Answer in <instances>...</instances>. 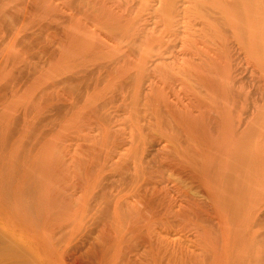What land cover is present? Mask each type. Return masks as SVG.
Here are the masks:
<instances>
[{
    "label": "rangeland",
    "instance_id": "rangeland-1",
    "mask_svg": "<svg viewBox=\"0 0 264 264\" xmlns=\"http://www.w3.org/2000/svg\"><path fill=\"white\" fill-rule=\"evenodd\" d=\"M77 1H79V3ZM70 2V0H0V154L2 155H0V170L2 171L3 169H7V174L4 172V170L2 172L4 173L3 176L0 174V180H2V177H4L5 180H7L6 182H8V178L5 177V175L10 176V173L16 171L17 168L20 169L22 166L26 167L29 165H59V167L69 166V168L74 169H79V167H92L94 169L98 168L100 170L102 167H107L109 169L112 166L109 170H113V168H117V166L120 168V163L128 162V166L133 167L135 163H138V160H141L140 157L143 161L149 160L154 149L156 151V147L159 148L161 145L163 146V144H165L168 146L167 149L170 150L171 148V150H167V152L165 151V148L164 151L166 153H169L170 155V152L172 151L173 156L176 154L174 157L170 155L173 157L172 159L169 157L172 161L175 160L173 164H170L171 162L167 164H170V166L176 165V168L174 167V170V168L168 165L165 166V162L168 161L169 158L166 159L165 162L162 160L163 165H161L162 163H158L159 161L161 162V160H159V158L161 159V156L159 157L158 155L157 157H159V161L155 163L154 159L152 161V166L154 165V168L159 169V172L156 171V173L161 174L162 176H158L162 178L160 179L156 173H154L157 169L153 170L154 168L152 167V171H154L152 173L158 177L156 179L157 183L152 182V184L157 186V184L160 183L162 186L159 188V191L163 190L162 193H164L166 195L165 197H167V199L165 198L163 200H168L169 196L172 202L164 201L168 204L169 209L173 210V212L167 213L169 216L168 220L171 221L168 222L170 223V225H168V227H170V234H168L170 237L169 241H171L173 244H175L176 241L175 247H178V244L180 245V243H183L184 245H180L179 248L183 247L185 251L187 250L186 247H188V250H197L195 252V258L194 255L192 256L194 252L191 251V256L194 258V261L190 260L188 261V264H204V262L205 264H232L233 259L231 258L232 256L234 257L236 255L237 260L234 257L235 263L238 261V263H240V261H243L245 258L247 259V256L245 257V255H247L249 251L251 252L255 246V250L256 248L258 249L257 245L260 242L259 239H256L257 232L255 229L257 227L259 228V222L264 225V217L261 214L264 212V63H262V53H259L261 57L255 56L254 54V57H258L256 59L253 57V55H251L252 53L250 54L242 52L235 55V53L238 51L232 49L234 52H232L233 54H231V56L228 53H223L224 55L220 53L223 56L218 54L221 57H212L211 54L214 51H210L212 53L208 51L213 45L210 43L211 40L209 39V43H207L209 44L210 48L206 47V41L208 42V38L206 41L203 40L204 37L202 34L198 33V26H189L190 24L185 20L182 10H177L175 14L172 11L170 14L171 16H168L169 20H167V18H164L167 16L165 15L167 13H163L161 15L163 11H160L161 13L156 11L157 14H160L159 16L155 17L157 14H155L154 8H152L153 10L151 11L150 6H147L143 0H72L71 4ZM179 11L182 16L178 13ZM151 12L154 13L152 14ZM176 13H178L177 16L179 17L176 16ZM174 17L175 19H173ZM194 29H197V33L194 31ZM139 38L141 39L139 40ZM213 41L215 42V40ZM210 44L212 45L210 46ZM235 45L237 44L235 43L233 46ZM137 48L138 50H136ZM213 55H215V52ZM260 58L262 59L260 60ZM261 64H263V66ZM258 67L261 69H257ZM144 72L145 74L143 75ZM194 76H196V80ZM201 77L204 78L202 79ZM152 82L153 87L156 86L155 83L159 82V84L156 86L157 89H153L151 86ZM140 85L144 89L141 88ZM232 86L236 87L239 90H236V92L239 93L236 94L235 92V95V89L233 88V90H231ZM159 87L160 90H158ZM146 91L148 96L150 92H153L152 94L150 93L151 97L153 94L155 95L152 97L153 99L149 96V99H147L149 100V103L147 100H144L146 97H148L145 96ZM243 93L245 95H242ZM2 94H4V96ZM239 94H241V96ZM160 96L162 97L160 98ZM189 96L191 99L189 98L188 100ZM128 97L130 99H128ZM155 97L156 100L154 99ZM163 97H166L165 99H168L169 102L172 100L176 104L180 102L181 104L179 105H181V107L182 105H188L189 102L192 101V104L190 103L188 106L190 108L186 109V106L184 108L186 110H184L183 107L182 110H184V112L186 111V114L191 115L189 116L190 119H192L191 122H194L193 125L196 124L198 127L197 130L199 133L196 131V129V132L194 131V127L193 133L191 131L192 127H190V130L188 129L189 127L186 126V124L188 125L189 123L185 124L188 129V133L186 135L192 132L191 134L195 138V134H197V140H201L199 142L197 141L198 145L200 144L199 146L197 143H195L196 139H193V142H191L192 136L189 137L191 134L189 136L184 134L187 132V129L185 130V128L183 133H178L181 135L177 136L179 139L176 138L177 134L174 136L175 138L172 136L174 133L171 131V127H173L172 125L175 126L179 121H174L178 120V118L182 116L181 113H178V115L180 114V116H178L176 114L177 112L175 113V110L172 108L173 113H170L172 114V117L175 114V120L174 118H171L170 113H167V110L164 111L166 108H164L165 104L169 105V102H163V100H165ZM186 98L189 102L186 100ZM193 98L199 99H195L198 101V106L194 102ZM136 100L139 101L136 102L137 104L135 103ZM199 101L201 103H199ZM123 102L126 103V106ZM158 102H160V106ZM162 102L163 104H161ZM185 102L188 104L186 103V105H184ZM147 103H153L155 105H150L148 107ZM255 103H257V105ZM128 104L129 106H127ZM171 105L172 104L170 103V109ZM173 106L176 105L174 104ZM193 106L196 107V109ZM54 108L56 109L54 110ZM125 108H130V110ZM156 108L161 110L160 112H164L163 116H165V121L160 115L159 116L161 119L160 117H152V115L155 113L151 114V112H156ZM124 109L126 112H124ZM134 109L136 110L135 113ZM137 109L138 111H141L138 112ZM196 110H199L200 112H197ZM177 111L179 110L177 109ZM198 113H202V115L204 113L207 114H204L205 116L203 115L202 117ZM160 114L162 115V113ZM123 115H129L131 117L128 116L126 118V116L124 117ZM139 115L141 116V119L144 120V123L145 121H148L146 119L149 117V119L152 121L154 119L156 120L157 118V120H161L160 123H163V121L165 123L163 125H160L159 123L161 126L159 127L158 121L154 120L157 122V125L154 122L155 124L152 126L153 129L150 128L151 133L149 136H147V140L145 139L146 142H141V135L140 137L137 136V138L135 136L134 139L140 141V143L137 142V144L139 143L137 145L135 144V140L133 139L135 142L134 143L130 134H128L130 133V131H128L130 129L123 128H129V125H131V127L134 125L135 127L137 124L135 123L136 121L139 122L138 127H140V125L143 123V120L140 119ZM145 117L146 119H144ZM205 117L207 118V121L209 120V124L205 122ZM210 117H212V119ZM129 118L133 119V123L131 122L132 119L131 121L129 120V123L127 120ZM183 119L181 120L179 118L180 124L181 121H184ZM211 120H214L215 122L218 121L216 123V125H218L215 126ZM184 122H186V120ZM210 123H212L214 127ZM180 124L177 125L180 126ZM185 126L183 125V127ZM206 126L209 127L206 128ZM159 128L162 129L160 130ZM203 128L205 130H203ZM213 128L216 130L213 131ZM123 130H127L128 135L126 133V136L124 133L122 134V132H125ZM164 131H167V134H169L171 131L172 135L170 133L169 136L171 135L172 137L167 136ZM153 132L154 134H152ZM183 134L185 135V138H183ZM130 140L132 141L130 142ZM149 140L152 144L149 143ZM183 140L185 141L184 143ZM112 141L114 142L112 143ZM127 142H129V144ZM132 143L135 144L134 147ZM192 143H194L195 146ZM159 144L160 146H158ZM135 146H139L137 152V147L135 148ZM194 147H196V150L198 148L200 152H198L199 150L192 151ZM120 148L122 149L121 151ZM190 148H192V150ZM140 149L141 151L143 150L142 153H140ZM133 150H135L136 154H139L137 155V158L139 157L137 160L133 159L136 157V154L133 153ZM116 151H120L121 154ZM118 155H120V157ZM177 155H179L178 158H180V160L181 157L183 159L181 161L176 159ZM194 156H196V158ZM198 157L200 159L199 162L201 161V164L196 162ZM2 158L4 159L1 161ZM121 158L124 160L122 161ZM176 160L180 162L186 161L188 163H190V160H193L195 163H197L196 165L201 166L200 168L202 169L199 170V168H195L196 165H194L195 163L193 164V162L188 164L190 167L187 169H189L191 172V165H193V167L195 166L194 168L195 170L197 169V172L202 170L201 172L204 174L202 173L201 177L204 176V178H200L199 175L196 174L198 179H193L194 177L191 176V173L189 171L188 172L190 174L186 172V167L184 168L185 172L178 173L180 171L176 169L177 165H180L178 162L176 164ZM202 161L204 162L203 165H206V163L208 166L212 164L210 166H213V168L218 171L215 172L216 177L217 173L219 174L217 179L215 178V173H213L214 170L210 168L213 170L212 173L214 176L212 173L210 175L216 180H214V182L217 184L216 188L214 186L215 183H212V178L209 179V175H207V173H210L211 170L209 171V168H207L208 166H206V169L209 172L205 169V173V171H203L204 169ZM4 162L6 163L4 164ZM16 164L17 166L15 168ZM158 164L162 167H157ZM184 164L183 166L186 165ZM183 166L181 168H183ZM194 168L193 171L196 173ZM235 168L236 170H234ZM221 169L223 170L221 171ZM102 170H104V168ZM184 173L189 175L187 176ZM13 174H16V172ZM232 176H235V179H238L237 184L232 180V183L234 182L233 185H239V182L241 181V185L236 187L237 189L240 188V190L243 187L241 191L237 190L238 193L240 191L239 194L234 191V188L229 189L231 192L229 190H224L225 185L226 188L228 186V180L230 181V179H232L229 177ZM227 177L229 179H227ZM14 178L12 177V180ZM224 178H226L225 181ZM199 179L204 180L201 183ZM5 180L3 181L4 183ZM152 180L155 181V179ZM163 184L164 188L167 187L168 191H164L167 189H163ZM229 184V187L233 186H231V183ZM244 186L245 189H247V192L250 187L251 190L254 189L256 192H254L255 197L254 194H250L253 192L250 190L248 192L249 194H247V196L244 195L242 198V195L246 193V191H244ZM261 188L263 190H258ZM209 190H211L214 194V203L212 205L209 203L211 201L210 198L206 197L204 194ZM227 191H229V193ZM167 192H169L170 195L167 196ZM260 192L262 193L259 194ZM219 196H222V198ZM256 196H260V199H258ZM159 197L162 199L161 196ZM159 197L157 198L158 201H160ZM192 198H196V202H199V200L203 201L205 206L208 205V207L204 209V212H207L204 218L203 215L205 213L199 208V206H203V204L198 203L197 209H195L196 203L192 201ZM205 198H208L209 202L208 199L205 201ZM250 198L254 200H251ZM255 198H257V201L260 200L261 204L257 203ZM244 199H246V201L243 205L246 207L248 206V211L249 209L252 210L254 207L252 211H255L256 214H260L261 217H263L261 220L258 219L259 221L257 222V219H255L257 218L255 217L256 214L254 213V218L251 215L252 211L250 210L248 212L245 209L246 207L243 210L242 203ZM221 201L224 202L223 206ZM254 201L256 202L254 203ZM186 202L189 204V206ZM250 203H252L253 206ZM256 203L258 205H255ZM193 204L195 206H192ZM157 208H160V206H157ZM174 208L175 210L177 209V214L175 213ZM178 209L181 212L178 213ZM193 209L200 211V213L194 212L195 210ZM206 209L208 211H206ZM216 209L218 213L219 211L222 213H219L220 217H217L218 213ZM170 210L167 208V211ZM182 211L187 214L185 215ZM198 213L201 214L200 216L202 218L198 215ZM208 213H211L210 216L212 217H214L213 215H216L217 219L219 218L221 226L218 225L216 219L214 221L211 220L212 222L208 220ZM221 215L224 216L221 217ZM220 219H222L224 222ZM244 219L245 221H248V224L250 223L251 226L253 225L249 231L253 229V232H256H249L251 235H247L248 238L246 237V242L244 233L248 234V231L244 229L248 230L250 225H244ZM213 222H216V224ZM240 225H242L241 227L244 226L245 228L243 227V229H240L239 231L238 229L241 228ZM246 225L249 227L246 228ZM258 228L256 230H260ZM235 229L238 234L237 232L234 233ZM242 230L243 232H246L243 233ZM214 233L217 234L214 235ZM236 234L239 236L238 238L244 239L243 241L245 244L248 243V246H250L249 243L251 242L249 241L250 236V239H256L253 240L254 243L257 240H259V242H256V245L253 244V247L251 245V249L250 247L248 248L247 245L245 246V244H242L245 248L243 247V250H239L240 248L242 249V247H237L238 244L241 246L240 242L242 239L241 241L240 239L237 240ZM255 234L256 236H254ZM240 235L244 237H241ZM253 236L255 238H253ZM212 238L214 239L212 240ZM205 239L207 241H205ZM263 241L264 240L261 239L262 243ZM173 244L171 245L174 246ZM210 244L212 246H210ZM259 246L260 249H258V251L262 250L261 248L264 250V247H262L264 245L261 246L259 243ZM205 247H208V249ZM247 248L249 250H246ZM235 249L236 251L238 249L239 251L237 252L239 253L236 252L235 254ZM243 253L244 255L242 256L245 258L243 259L242 256L238 258V256ZM215 255L218 257V260L216 259ZM241 258L243 260H241ZM178 259L180 260V257ZM213 260L215 261L213 262ZM173 263L185 264L181 260L179 262L178 260L175 262L173 260L172 264Z\"/></svg>",
    "mask_w": 264,
    "mask_h": 264
},
{
    "label": "bare ground",
    "instance_id": "bare-ground-1",
    "mask_svg": "<svg viewBox=\"0 0 264 264\" xmlns=\"http://www.w3.org/2000/svg\"><path fill=\"white\" fill-rule=\"evenodd\" d=\"M72 2V0H70ZM136 1V0H135ZM145 1V3L147 4V6H150V9L151 11L153 10L152 8H154L155 10V14H157L156 11L160 12V11H163L161 13V15L164 13H167L165 15L164 18L167 20H169L168 16L172 13L175 14V12H177V10H182L183 11V15L185 17V20L187 21V25L189 26H198V33H201L202 36L205 38H203V40H207L208 38V42L206 41V44L209 43V39L211 41L215 40V42H211L212 44H210V46L212 45V47L210 48L209 47V44L206 45V47H209L210 49L212 50H208L209 52L210 51H214L215 52V55H213L212 53L211 56H215L216 57H221L223 56L224 54L223 53H228L230 54H233L232 52H234L233 50L235 49L236 54L238 53H252L251 55H253L254 57V54L255 56H258V57H261L259 53H262V57H263V61L262 63H264V0H143ZM70 2V4H71ZM73 2H76V1H73ZM79 3V1H77ZM140 3V1H139ZM77 4V3H76ZM144 4V2H143ZM74 5V4H73ZM79 6V5H78ZM145 6V5H144ZM149 8V7H147ZM152 14L154 12H151ZM159 13V14H160ZM179 14L180 11L178 12ZM176 13V16L177 14ZM154 14V15H155ZM159 14H157L155 17L159 16ZM173 14V15H174ZM171 16V15H170ZM175 16V17H176ZM182 16V14H181ZM180 16V17H181ZM161 17V16H160ZM163 17V16H162ZM175 17L173 19H175ZM179 17V16H177ZM153 19V18H152ZM158 19V18H157ZM162 19V18H161ZM160 20V19H159ZM183 20V19H182ZM161 21V20H160ZM180 21V20H179ZM170 22V21H169ZM177 22V21H176ZM175 24V22H174ZM156 25V24H155ZM178 25V24H177ZM150 26V25H149ZM175 26V25H174ZM163 27V25H162ZM158 28V27H157ZM159 28H160V25H159ZM158 28V29H159ZM192 28V27H191ZM195 28V27H194ZM59 29V28H58ZM143 29V28H142ZM141 29V30H142ZM146 29V27H145ZM174 30V29H173ZM182 30V29H181ZM187 30V29H186ZM197 30V29H196ZM194 29V31L197 33ZM146 31V30H145ZM193 31V32H194ZM190 32V31H189ZM192 32V31H191ZM195 33V34H196ZM143 34V33H142ZM145 34V33H144ZM182 34V33H181ZM146 35V34H145ZM144 35V36H145ZM188 35V34H187ZM143 36V37H144ZM194 36V35H193ZM138 37V36H137ZM189 37V36H188ZM196 38V37H195ZM198 38V37H197ZM141 38H139L140 40ZM138 40V41H139ZM143 40V39H142ZM200 40V39H199ZM137 41V40H135ZM202 41V39H201ZM233 43V44H232ZM237 44L235 46H233L234 44ZM137 44V43H136ZM232 44V45H231ZM142 45V44H141ZM216 45V46H215ZM215 46V47H213ZM237 46V47H236ZM139 48V47H138ZM138 48L136 50H138ZM237 48V49H236ZM233 49V50H232ZM207 50V48H206ZM222 53V54H220ZM257 53V54H256ZM209 54V53H208ZM221 56H219V55ZM241 55V54H240ZM245 55V54H243ZM210 56V57H211ZM228 56V55H227ZM233 56V55H232ZM246 56V55H245ZM258 57H254V58H258ZM262 58H260L261 60ZM259 60V62H260ZM257 61V60H256ZM156 62V61H155ZM193 63V62H192ZM252 63V62H251ZM261 63V62H260ZM158 65V64H157ZM190 65V64H189ZM263 66V64H261ZM196 66V65H195ZM95 67V66H94ZM193 67V66H192ZM256 67V66H255ZM96 68V67H95ZM259 69V67L257 68ZM261 69V68H260ZM259 69V70H260ZM263 69H264V66H263ZM150 70V69H148ZM189 70V69H187ZM193 70V69H192ZM144 71V70H143ZM151 71V70H150ZM196 71V70H195ZM190 72V71H188ZM257 72V71H256ZM255 72V73H256ZM261 72V71H260ZM84 74V73H83ZM145 74V72L143 73V75ZM152 74V73H151ZM251 74V73H250ZM253 74V72H252ZM261 74V73H260ZM147 75V74H146ZM145 75V76H146ZM150 75V74H149ZM153 75V74H152ZM193 75V74H192ZM198 75V73H197ZM201 75V74H200ZM88 76V75H87ZM86 76V77H87ZM148 76V75H147ZM214 76V75H213ZM256 76V75H255ZM71 77V76H70ZM101 77V76H100ZM144 77V76H143ZM155 77V76H154ZM196 76H194L195 78ZM15 78V77H14ZM13 78V79H14ZM102 78V77H101ZM169 78V77H168ZM199 78V77H198ZM202 78V77H201ZM204 78V77H203ZM202 78V79H203ZM12 79V80H13ZM85 80H87L86 78H84ZM90 79V78H89ZM94 79V78H93ZM144 79V78H143ZM214 79V78H213ZM69 80V79H68ZM125 80V79H124ZM129 80V79H128ZM156 80V79H155ZM196 80V78H195ZM206 80V79H204ZM79 81V80H78ZM96 81V80H95ZM131 81V80H130ZM191 81V80H190ZM194 81V80H193ZM208 81V80H206ZM72 82V81H71ZM70 82V83H71ZM123 82V81H122ZM121 82V83H122ZM143 82V81H142ZM148 82V81H147ZM125 83V82H124ZM123 83V84H124ZM129 83V82H128ZM163 83V81H162ZM188 83V82H187ZM127 84V83H126ZM156 86L157 84H159V82L155 83ZM208 84V83H207ZM210 84V83H209ZM261 84V83H260ZM5 85V84H4ZM7 85V84H6ZM121 85V84H120ZM145 86V85H144ZM153 87V82H152V85ZM154 86V88L157 89V87ZM170 86V85H169ZM199 86V85H198ZM254 86V85H253ZM261 86V85H260ZM5 87V86H4ZM8 87V86H7ZM125 87V86H124ZM127 87V86H126ZM141 87V85H140ZM150 87V86H149ZM173 87V86H172ZM190 87V86H189ZM197 87V86H196ZM258 87V85H257ZM75 88V87H74ZM143 88V87H141ZM147 88V87H146ZM145 88V89H146ZM151 88V87H150ZM167 88V87H166ZM233 88L235 89L234 90V94L236 92V90H238L236 87H233L232 86V89ZM127 89V88H126ZM144 89V88H143ZM152 89V88H151ZM73 90V88H72ZM122 90H123V87H122ZM149 90V89H148ZM160 90V87L159 89ZM188 90V89H187ZM263 90V88H262ZM2 92H4L3 90H1ZM142 91V89H141ZM151 91V90H150ZM193 91V90H192ZM229 91V90H228ZM239 91V90H238ZM76 92V91H75ZM149 93V92H148ZM151 94L153 92H150ZM149 93V96L151 95ZM154 93H155V90H154ZM193 93V92H192ZM239 93V92H236V94ZM7 94V93H6ZM146 94H147V91H146ZM145 96H148V94ZM188 94V92H187ZM186 94V95H187ZM195 94V93H194ZM235 94V95H236ZM254 94V93H253ZM260 94V93H259ZM264 94V93H263ZM4 96V94H2ZM128 95V94H127ZM131 95V94H130ZM241 96V94H239ZM238 95V96H239ZM242 95H245L244 93ZM144 96V95H143ZM149 96L148 97H144L145 101L147 99H149ZM153 96H155L153 94ZM152 96V97H153ZM166 96V95H165ZM191 96V94H190ZM188 97V100L189 98L191 99V97ZM253 96V95H252ZM264 96V95H263ZM262 96V97H263ZM45 97V96H44ZM43 97V98H44ZM111 97V96H110ZM122 97V96H121ZM131 97V96H130ZM133 97V96H132ZM151 97V96H150ZM151 97V98H152ZM162 96H160L161 98ZM254 97V96H253ZM261 97V99H262ZM2 98V97H1ZM140 98V97H139ZM166 98V97H165ZM163 97V99H165ZM185 98V97H184ZM259 98V97H258ZM41 99V98H40ZM128 99H130L128 97ZM132 99V98H131ZM153 99V98H152ZM156 100V97L154 98ZM158 99V97H157ZM194 99V98H193ZM192 99V100H193ZM195 99H198V98H195ZM194 99V102L198 103L197 100ZM249 99V98H248ZM125 100H126V96H125ZM124 100V101H125ZM134 100V99H133ZM139 100V99H138ZM167 100V101H166ZM171 100V98H170ZM187 100V98H186ZM186 100H183V101H186ZM187 100V101H188ZM199 100V99H198ZM149 100H147L148 102ZM159 101V100H158ZM165 101V103L169 102L168 99H165L163 100V102ZM175 101V100H174ZM177 101V100H176ZM197 101V102H196ZM131 102V101H130ZM136 102H139V101H135ZM156 102V101H155ZM163 102L161 104H163ZM172 101L169 102V105L170 103L172 104L171 105V109L169 107L168 104H165L164 108H168V109H164L167 110L166 112L168 113H173L172 111V108L173 110H175L174 112L178 115V113H181V116L182 117H179L181 120L183 119L184 121L186 120V122L184 121H181V124L179 123L180 120L178 118V120H175L174 116L172 117V114L170 113L171 115V118H174V122L176 121H179L177 122V124H180V126H178L177 124L174 126L172 125L173 127L169 126L171 124H169L168 126L172 128L171 131H173V135H172V132L170 131L171 135L174 137L176 134V138H178L177 136L180 135L178 133H183L184 132V128L185 130L187 129L186 126H188L191 130L190 127H192V132L194 133L195 129L196 131L199 133V131L197 130L198 127L197 125H193L194 122H191L192 119H190L189 116H191L190 114H186L184 112V110L190 108L188 107L189 104L191 103L192 104V101L189 102V104L187 102L184 103V105H186V103L188 105L186 109H184L186 106H183V109L182 110V107L180 102H178L177 105L176 103H172ZM260 102V101H259ZM264 102V101H263ZM125 103V102H123ZM127 103V101H126ZM126 103H125V106H126ZM149 103V102H148ZM147 103V104H148ZM151 103V102H150ZM154 103V101H153ZM148 104V107L150 105H155V104ZM159 103V106H160V102ZM199 103H201L199 101ZM56 104V103H55ZM58 104V103H57ZM131 104V103H130ZM137 104V103H136ZM135 104V105H136ZM176 105V106H173V105ZM257 105V103H255ZM260 104V103H259ZM59 105V104H58ZM133 105V104H132ZM168 105V106H167ZM194 105V104H193ZM195 105V106H196ZM51 106V105H50ZM97 106V105H96ZM129 106V104L127 105ZM134 106V105H133ZM152 106V107H153ZM157 106V105H156ZM162 106V105H161ZM192 106V105H191ZM198 106V105H197ZM196 106V107H197ZM52 107V106H51ZM61 107V106H60ZM136 107V106H135ZM134 107V108H135ZM147 107V108H148ZM151 107V109H152ZM181 107V109H180ZM194 107V106H193ZM196 107H194L196 109ZM201 107V106H200ZM59 108V107H57ZM56 108H54L55 110ZM125 109H128L130 110V108H125ZM124 109V112H126ZM177 109L179 111H177ZM199 109V108H198ZM135 110V109H134ZM140 110V109H139ZM158 108H156V112H151V114L153 115H156V116H153L152 117H157L159 118L160 116L163 117L162 119L164 120V117L163 116V113L164 112H160L161 110H159ZM169 110V111H168ZM182 110V111H181ZM117 111V110H116ZM138 111V109H137ZM141 111V110H140ZM138 111V112H140ZM151 111V110H150ZM181 111V112H180ZM197 111V110H196ZM58 112V111H57ZM61 112V111H60ZM130 112V111H129ZM136 112V110L134 111V113ZM162 113V115L160 113ZM184 112V113H183ZM197 112H200L199 110ZM254 112V111H253ZM43 113V112H42ZM95 113V112H94ZM142 113V112H141ZM140 113V115H141ZM111 114V113H110ZM125 114V113H124ZM128 114V113H127ZM126 114V115H127ZM137 114V113H136ZM144 114V112H143ZM158 114V115H157ZM200 114V113H198ZM204 114H207V113H204ZM203 114V115H204ZM58 115V114H57ZM105 115V114H104ZM103 115V116H104ZM126 115H123L124 117ZM139 115V116H140ZM160 115V116H159ZM168 115V114H166ZM169 115V116H170ZM202 113L200 114V116H202ZM210 115V113H209ZM251 115V114H249ZM44 116V115H42ZM56 116V115H55ZM121 116V115H120ZM129 116V115H128ZM126 116V118L128 117ZM143 116V115H142ZM146 116V115H145ZM151 116V115H150ZM180 116V114L178 115ZM177 116V117H178ZM205 116V115H204ZM248 116V115H247ZM46 117V116H45ZM123 117V119H124ZM131 117V116H129ZM160 117V119H161ZM214 117V115H213ZM41 118V116H40ZM57 118V117H56ZM102 118V117H101ZM121 118V117H120ZM126 118H125V121H126ZM139 118V117H138ZM143 118V117H142ZM150 118V117H149ZM149 118L146 119V117L144 119L148 120V121H145L144 123V120L141 119V116H140V119L143 120V123L139 126V122H135L137 123V127L134 125L131 127V125H129V128L127 127H124L123 129H130L128 131H130V136H131V139L133 140L136 136L140 137V139H142L141 142H146L145 139L147 138V136L150 135V128L153 129V125L156 123L157 125V122L155 121H158V126L161 127L160 125H163L165 122V120L163 121V123H160L161 120H156L152 121L150 120ZM206 118V117H205ZM212 119V117H210ZM104 119V117H103ZM106 119V118H105ZM132 119V118H131ZM131 119H127L128 121ZM153 119V118H152ZM168 119V118H167ZM189 119V120H188ZM246 119V118H245ZM42 120V119H41ZM173 120V119H172ZM205 120V119H204ZM214 120H215V117H214ZM212 121L213 124L216 125V123L218 122H215V121ZM106 121V120H105ZM121 121H124V120H121ZM127 121V122H128ZM129 121V123H130ZM168 121V120H167ZM191 124H190V122ZM209 121V120H208ZM207 121V118H206V121L208 124L209 122ZM133 123V119L131 121ZM155 122V123H154ZM245 122V121H244ZM249 122V121H248ZM125 123V122H124ZM160 123V125H159ZM167 123V122H166ZM170 123V122H169ZM186 123H189L188 125ZM206 123V125H207ZM186 124V126H185ZM212 125V123H210ZM38 125V124H37ZM103 125V124H102ZM167 125V124H166ZM183 125L185 127H183ZM125 126V124H124ZM210 126V125H209ZM209 126H206V128H208ZM213 126V125H212ZM248 126V125H247ZM33 127V126H32ZM102 127V126H101ZM123 127V126H122ZM193 127H194V131H193ZM214 127V126H213ZM220 127V126H218ZM13 128V127H12ZM11 128V129H12ZM114 128V127H113ZM155 128V127H154ZM157 128V127H156ZM160 129V128H159ZM162 129V128H161ZM160 129V130H161ZM165 129V128H164ZM188 129L186 130L187 132L184 133L185 135L188 133ZM13 130V129H12ZM146 130V131H145ZM166 130V129H165ZM190 130H189V133H190ZM203 130H205L203 128ZM211 130H212V127H211ZM216 130L213 128V131ZM103 131V130H102ZM118 131V130H116ZM122 131V129H121ZM125 131V130H123ZM145 131V132H144ZM158 131V130H157ZM168 131V130H167ZM167 131L165 132L167 136H169V134H167ZM195 131V132H196ZM14 132V131H13ZM114 132V131H113ZM169 132V131H168ZM191 132V133H192ZM109 133V132H108ZM111 133V132H110ZM125 133L127 134V130L125 132H122V134ZM190 133V134H191ZM11 134V133H10ZM121 134V133H119ZM127 134V135H128ZM154 134V132L152 133ZM155 134H158V133H155ZM164 134V133H163ZM183 134V135H184ZM190 134L186 135V136H189ZM13 135V134H12ZM160 135V134H159ZM169 136V137H172V136ZM185 135L183 138H185ZM196 137L197 134H195ZM126 136V135H125ZM181 136V135H180ZM179 136V137H180ZM192 136V140L191 142H193V139H196L195 143H197V141H201V140H197V138L191 134L189 137ZM9 137V136H8ZM11 137V136H10ZM109 137V136H108ZM112 137V136H111ZM110 137V138H111ZM124 137V136H123ZM181 137V138H182ZM113 138V137H112ZM116 138V137H115ZM119 138V137H118ZM121 138V137H120ZM128 138V137H127ZM156 138V137H155ZM175 138V137H174ZM182 138V139H183ZM188 138V137H186ZM8 139V138H7ZM114 139V138H113ZM123 139V138H122ZM149 139V138H148ZM160 139V137H159ZM162 139V138H161ZM179 139V138H178ZM1 140V139H0ZM128 140V139H127ZM130 140V142L132 141ZM135 140V142H134ZM133 142L135 144H137V142L140 143L139 140L137 139H134ZM137 140V141H136ZM147 140V139H146ZM152 140V139H151ZM170 140V139H169ZM111 141V140H110ZM126 141V139H125ZM157 141V140H156ZM162 141V140H160ZM177 141V140H176ZM7 142V141H6ZM114 141H112L113 143ZM123 142V141H122ZM165 142V140H164ZM167 142V141H166ZM170 142V141H169ZM179 142V141H178ZM185 141L183 140V143ZM187 142V140H186ZM4 143V142H3ZM2 143V144H3ZM111 143V142H110ZM129 144V142H127ZM138 143V144H139ZM149 143L152 144L149 140ZM148 143V144H149ZM181 143V142H180ZM1 144V143H0ZM133 144V143H132ZM133 144V147L134 145ZM137 144V145H138ZM149 144V145H150ZM186 144V143H185ZM194 144V143H192ZM121 145V144H119ZM131 145V144H130ZM141 145V144H140ZM144 145V144H143ZM147 145V144H146ZM171 145V144H170ZM169 145V146H170ZM198 145V143H197ZM196 145V147H197ZM200 145V144H199ZM198 145V146H199ZM127 146V145H126ZM132 146V145H131ZM151 146V145H150ZM160 146V144L158 145ZM165 144H163V146L161 145L159 148L156 147V151L154 149V151L152 152V156L151 158H149V160L147 161H143L142 158L140 157L141 160H138V163H135L133 165V167H130L128 166V162L127 163H120V168H113V170H109L107 167H102L101 170L98 169V168H92V167H85V168H80L79 166V169H74V168H69L68 167H59V165H55V166H26V167H19L20 169L17 168L16 171H13L12 173H10V176L9 175H5V177L8 178V182H6L7 180H5L4 177H2V180H0V264H172V261L174 260L178 262L181 260L183 261V263L187 264L189 263L188 261H194V258L196 257L195 255V252L197 250H191L189 249L188 250V247L187 250L185 251L182 248H179V246L183 243H180V245L178 244L177 246L178 247H175L176 246V241H175V244L171 243V241H169V236L168 234H170V227H168V225H170V223L168 222H171L168 220V212H173V210H170L169 209V206L167 203L165 202H168L170 201L171 202V199L168 195L169 192H167V196H168V200H163V199H167V197H165L166 195L163 192V190L159 191V188L162 186L160 185V181L158 182L160 186H156L155 184H152V182H156V179L159 177L158 175H161V174H157L156 171H158L159 169L157 168H154L152 166V161L154 160L155 163H157L159 160H161V162L159 161L158 163H162V160L163 162L166 161V159H168L169 157H171V159L176 155L174 154V156L172 155V151L170 152V156L169 153H166L168 146H166ZM193 146V145H192ZM195 146V144H194ZM2 147V146H1ZM5 147V146H4ZM108 147V146H107ZM132 147V148H133ZM137 146H135L136 148ZM141 147V146H140ZM143 147V146H142ZM172 147V146H171ZM196 147H194V149L192 150V148H190L192 151H195ZM6 148V147H5ZM134 148V149H135ZM151 148V147H150ZM149 148V149H150ZM154 148V147H153ZM152 148V149H153ZM166 148V149H165ZM175 148V147H174ZM173 148V149H174ZM125 149V148H123ZM131 149V148H130ZM137 149H139V146L136 148V152H137ZM148 149V150H149ZM165 149V151H164ZM176 149V148H175ZM122 149L120 148V151ZM127 150V149H125ZM129 150V149H128ZM145 150V149H144ZM171 150V148H170ZM169 150V151H170ZM197 150H199L197 148ZM196 150V151H197ZM120 151H116L118 153L121 154ZM135 153V150H133ZM141 151V149H140ZM143 151V150H142ZM142 151L140 153H142ZM164 151V152H162ZM146 152V150H145ZM144 152V154H145ZM175 152V151H174ZM200 152V150L198 151ZM132 153V152H131ZM176 153V152H175ZM4 154V153H3ZM123 154V152H122ZM136 154V153H135ZM1 155V154H0ZM5 155V154H4ZM3 155V156H4ZM7 155V154H6ZM137 155L139 154H136V157L133 158L134 160L138 159L137 158ZM148 155V154H147ZM159 155V157L161 156V159L159 157H157ZM201 155V154H200ZM2 156V155H1ZM61 156V155H60ZM120 157V155H118ZM131 156V155H130ZM134 156V155H133ZM141 156V155H140ZM182 156V155H181ZM6 157V156H5ZM123 157V156H121ZM126 157V156H125ZM150 157V156H149ZM165 159H164V158ZM179 155H177V158L178 160H180V158H178ZM196 158V156H194ZM113 158V157H112ZM145 158V157H144ZM156 158H157V161H156ZM159 158V160H158ZM4 158L1 159V161L3 160ZM7 159V158H6ZM90 159V158H89ZM109 159V158H108ZM122 159V158H121ZM120 159V160H121ZM131 159V158H130ZM148 159V158H147ZM169 158V160H171ZM183 158L181 157V160ZM61 160H64V159H61ZM77 160V159H76ZM116 160V159H114ZM113 160V161H114ZM124 159H122L123 161ZM126 160V158H125ZM133 160V161H134ZM145 160V159H144ZM168 160V161H169ZM176 160V164L178 162V164L180 166L177 165V169L178 173H183L185 172L184 168L186 169V172L189 171V169H187L188 167H190L188 164L192 163L193 164L195 163L193 160H188L190 163L186 162V161H178ZM197 161L196 162H199V157L196 159ZM80 161V159H79ZM127 161V160H126ZM129 161V160H128ZM166 161L165 163V166L168 165L167 163H170V164H173V162L175 160H171V161ZM64 162V161H62ZM112 162V161H111ZM121 162V161H120ZM137 162V161H136ZM151 162V163H150ZM187 165H185L184 164ZM6 162H4L5 164ZM56 163V162H55ZM108 163V162H107ZM115 163V162H114ZM117 163V161H116ZM119 163V162H118ZM133 163V162H132ZM154 163V164H155ZM201 164V161L199 162ZM203 161H202V165H203ZM3 164V165H4ZM53 164V163H52ZM59 164V163H58ZM64 164V163H63ZM74 164V163H73ZM110 164V162H109ZM170 164L168 166H170ZM175 164V163H174ZM183 164L185 166H183ZM197 163H195L194 165H196ZM20 165V164H19ZM32 165V164H31ZM36 165V164H35ZM65 165V164H64ZM70 165V164H68ZM80 165V164H79ZM86 165V164H85ZM100 165V164H99ZM130 165V164H129ZM163 165V163L161 164ZM158 164L157 167L161 166ZM183 168H181L182 166ZM212 165V164H210ZM208 166V164L206 163V165H203V171H205L206 173V166H208L207 168H209L208 170L210 171V173H207V175H209V179L212 178V183L214 182V177H212L210 174L213 172L215 173L217 170H215V168H213V166ZM17 164L15 165V168H16ZM75 166V165H74ZM92 166V165H91ZM104 166V165H103ZM156 166V164H155ZM192 169L191 170V176L194 177L193 179H198L197 178V175H199L200 178H204L201 177L202 173L203 172H197V169L200 168L201 166L199 165H196L195 168H197L195 170V168L193 167V165H191ZM205 166V167H204ZM5 167V166H4ZM100 167V166H99ZM152 167L154 168L152 171ZM162 167V166H161ZM170 167L172 168H176V165L173 166L171 165ZM104 168V170H102ZM160 168V167H159ZM174 168V170H175ZM193 168L194 170L196 171V173L193 171ZM212 168V169H210ZM237 168V166H236ZM236 168L234 170H236ZM3 169V168H2ZM14 169V168H13ZM98 169V170H97ZM168 169V168H167ZM206 169V170H205ZM238 169V168H237ZM4 172L6 173L7 169H3ZM3 170L1 171V175L3 176L4 173ZM109 170V171H108ZM207 170V171H208ZM220 170V169H219ZM223 169H221L222 171ZM233 170V171H234ZM11 171V170H10ZM164 171V170H163ZM162 171V172H163ZM208 171V172H209ZM232 171V172H233ZM9 172V171H8ZM16 174H13L15 173ZM156 173V175L158 176H155L154 173ZM159 172V171H158ZM173 172H177V171H173ZM188 172V173H189ZM194 172V173H193ZM218 172V171H217ZM166 173V172H165ZM189 173V174H190ZM200 173V174H199ZM212 173V174H213ZM220 173V172H219ZM7 174V173H6ZM13 174V175H11ZM186 174V173H184ZM182 174V175H184ZM188 174V175H189ZM197 174V175H196ZM204 174V173H203ZM235 174V173H234ZM154 175V177H153ZM187 175V174H186ZM187 175V176H188ZM206 175V174H205ZM218 173H217V177H216V173H215V178L218 179ZM227 175V174H226ZM15 178L12 180V177ZM162 176V175H161ZM167 176V174H166ZM211 176V177H210ZM214 176V174H213ZM228 176V175H227ZM258 176V175H257ZM11 179V182H10V179ZM191 177V178H192ZM221 177H225V176H221ZM1 178V177H0ZM6 178V179H7ZM160 178V177H159ZM162 178V177H161ZM160 178V179H161ZM229 178H232L230 179V181L228 180L229 183H231V186L234 184V182H238V179L236 178L235 179V176L233 177H229ZM227 177V179H229ZM235 180H234V179ZM242 178V177H241ZM5 180V183L3 182ZM152 179H155V181H153ZM164 179V178H163ZM192 179V180H193ZM204 180V179H203ZM203 180L199 179V181H201V183L203 182ZM226 180V178H224V181ZM232 180L234 181L232 183ZM237 180V181H236ZM240 180V179H239ZM242 180V179H241ZM194 181V180H193ZM198 181V180H197ZM216 181V180H215ZM165 182V181H163ZM220 182V181H219ZM241 182V181H240ZM239 182V185H233L232 187H229V183L227 184V188H226V185H225V188L224 190H229L230 188H234V191L238 193L237 190H240V188H236L238 186H240ZM200 183V182H199ZM198 183V185H199ZM211 183V184H212ZM215 183V182H214ZM213 183V184H214ZM227 183V182H226ZM220 184V183H219ZM216 183L214 184L215 188H216ZM168 186V185H167ZM195 187V186H194ZM202 187V186H201ZM196 188V187H195ZM198 188V187H197ZM251 188V187H250ZM248 189V192L251 190V189ZM163 189H167L164 188V184H163ZM218 189V188H217ZM236 189V190H235ZM243 189V187H242ZM241 189V190H242ZM219 190V189H218ZM223 190V189H222ZM240 190V191H241ZM258 190H263L262 188L261 189H258ZM257 190V191H258ZM164 191H168L167 190H164ZM200 191V190H199ZM198 191V192H199ZM230 191V190H229ZM229 191H227L229 193ZM239 191V193H240ZM244 191H246L245 194L242 195V198L244 195L247 196V194H249L247 192V189H245V186H244ZM253 191V192H252ZM196 192V191H195ZM211 194H209V193ZM208 192L204 193L206 195V197L210 198V202H209V199L208 198H205V201L206 199H208V202L211 203V205L214 203V199H213V192L211 190H209ZM231 192V191H230ZM243 192V191H242ZM252 193L250 194H254L255 190H251ZM263 192V191H262ZM262 192H260L259 194H261ZM238 193V194H239ZM256 193V192H255ZM198 194V193H197ZM242 194V193H241ZM240 194V195H241ZM258 194V195H259ZM264 194V193H263ZM203 195V194H202ZM161 196L162 199L159 197ZM190 196V195H189ZM245 196V197H246ZM253 196V195H252ZM264 196V195H263ZM160 198V201L157 200V198ZM195 197V196H194ZM201 197V196H200ZM222 198V196H219ZM244 197V198H245ZM254 197H255V194H254ZM257 197V196H256ZM260 197V196H259ZM259 197H257L258 199H260ZM257 198L256 201H257ZM189 199V198H188ZM193 199V198H192ZM200 199V198H199ZM219 199V198H218ZM251 199V198H250ZM262 199V198H261ZM204 200V199H203ZM222 200V199H221ZM243 200V199H242ZM251 200H254V199H251ZM250 200V201H251ZM263 200H264V197H263ZM165 201V202H164ZM194 203H196V206L193 204L192 206H195L194 208L197 209V204L201 203L203 204V206H199L200 210H203L204 212V209L206 207H208V205L205 206V203L201 200H199V202H196V198H194L192 200ZM198 201V200H197ZM224 201V200H223ZM246 201V199H244L242 205L244 204V202ZM254 201V203L256 202ZM259 201V202H258ZM257 203H260V200H258ZM158 202V203H157ZM169 202V204H170ZM225 202V201H224ZM222 203V206H223V203ZM252 202V201H251ZM172 203V202H171ZM187 203V202H186ZM227 203V202H226ZM253 203V202H252ZM252 203H250L252 205ZM255 204V205H258V204ZM188 204V203H187ZM247 204V203H246ZM167 205V206H166ZM172 205V204H171ZM170 205V206H171ZM157 206L160 208H157ZM189 206V204H188ZM205 206V207H204ZM253 206V205H252ZM251 206V207H252ZM184 207V206H183ZM186 207V206H185ZM246 206L243 205V210ZM249 207V208H251ZM261 207V206H260ZM259 207V208H260ZM167 208L168 210L170 211H167ZM173 208V207H172ZM203 208V209H201ZM257 208V206H256ZM189 209V208H188ZM193 209V210H195ZM218 209V208H217ZM216 209V211H217ZM247 211H248V206L245 208ZM254 209V207H253ZM252 209V210H253ZM179 210V209H178ZM182 210V209H181ZM192 210V211H193ZM209 210V208H208ZM206 209V211H208ZM245 210V211H246ZM251 209H249L250 211ZM251 210V211H252ZM260 210H263V209H260ZM174 211L175 213L177 214V209L175 210L174 208ZM190 211V212H192ZM210 211V210H209ZM239 211V209H238ZM248 211V212H249ZM181 212L180 210L178 211V213ZM183 212V211H182ZM185 212V210H184ZM183 212V213H184ZM189 212V211H188ZM194 212H199L200 211H197L195 210ZM203 212H202V215H203ZM247 212V213H248ZM258 212V211H257ZM263 212V211H262ZM198 215L200 216L201 214ZM205 213V212H204ZM207 213V212H206ZM206 213L203 215V218L204 216L206 215ZM218 213V211H217ZM220 213V211H219ZM218 213V216L217 217H220ZM256 212L255 211H252L251 212V215L255 216ZM261 213V212H260ZM174 214V213H173ZM182 214V213H181ZM185 214V213H184ZM183 214V215H184ZM187 214V213H186ZM185 214V215H186ZM211 214V213H210ZM210 214L208 213L207 215L210 216ZM214 214V213H213ZM222 214V213H220ZM262 216L264 217V212L261 213ZM170 215V214H169ZM179 215V214H178ZM195 215V214H194ZM171 216V215H170ZM175 216V215H174ZM208 216V220H217L216 222L218 223L219 226H221V223L219 221V218L217 219L216 215H213L214 217ZM224 216V215H223ZM221 215V217H223ZM253 216V217H254ZM173 217V215H172ZM201 217V216H200ZM229 217V216H228ZM231 217V216H230ZM257 217V218H255ZM254 218L257 219V222L259 221L258 219H262L263 217H261L260 214H256ZM171 218V217H170ZM169 218V219H170ZM202 218V217H201ZM207 219V218H206ZM204 219V220H206ZM171 220V219H170ZM222 220V219H220ZM230 220V219H229ZM223 221V220H222ZM233 221V220H231ZM245 221V219H244ZM243 221V222H244ZM212 222V221H211ZM216 222H213L214 224H216ZM224 222V221H223ZM230 222V221H229ZM234 222V221H233ZM248 221L246 220L244 222V225L247 224V225H250V223L248 224L247 223ZM237 223V222H236ZM233 224V223H232ZM231 224V226H232ZM241 224V223H240ZM246 225V228H248L249 226ZM258 225V224H256ZM261 225V226H260ZM218 226V227H219ZM242 225H240L241 227ZM253 226V225H252ZM250 225V228L247 229H244L246 231H248L246 233V231L242 232L245 234V237L244 236H241V237H244L245 238V242H246V239L248 238L249 235H251L250 233L253 232V229L251 231H249V229H251L252 227ZM238 227V226H237ZM244 227V226H243ZM243 227L239 228L238 230L240 231V229H243ZM255 227V225H254ZM264 225L262 223L259 222V228L260 230H256L255 232L257 234L254 235L256 236V239H259L257 241H254L253 240H256V239H250L251 236L249 237V241H251L249 244L250 246L252 245V247L254 246L253 244L256 245V242H259L260 245H264V241L263 243L261 242V239L264 240ZM217 228V227H216ZM232 228V227H231ZM245 228V227H244ZM215 229V228H214ZM213 229V230H214ZM219 229V228H218ZM230 229V228H229ZM212 230V231H213ZM209 231V229H208ZM211 231V230H210ZM220 231V229H219ZM234 231V230H233ZM232 231V232H233ZM203 232V231H202ZM207 232V231H206ZM204 232V233H206ZM215 232V231H214ZM237 232L236 229L234 231V233ZM250 232V233H249ZM253 232V233H254ZM211 233V232H210ZM217 234V233H216ZM214 233V235H216ZM238 234V232H237ZM236 234V236H237ZM172 235V234H171ZM205 235V234H204ZM212 235V234H211ZM213 235V236H214ZM248 235V236H247ZM188 236V235H187ZM185 236V237H187ZM193 236V235H192ZM197 236V235H196ZM198 236H201V235H198ZM253 236V238H255ZM191 237V236H190ZM215 237V236H214ZM219 237V235H218ZM239 236H237V240L241 239L242 238H238ZM247 237V238H246ZM182 238V237H181ZM197 238V237H196ZM210 238V236H209ZM217 238V237H216ZM180 239V238H179ZM184 239V238H183ZM201 239V238H200ZM199 239V240H200ZM208 239V238H207ZM214 238H212L213 240ZM221 239V238H220ZM195 240V239H194ZM197 240V241H199ZM202 240H203V237H202ZM209 240V239H208ZM244 239H242V241L240 242L241 246H239L238 244V247L237 248H240L242 247V249L240 248L239 250H243L245 247L242 245V244H245V242L243 241ZM183 241V240H182ZM192 241V240H191ZM205 241H207L205 239ZM221 241V240H220ZM248 241V242H249ZM253 241V242H252ZM173 242V241H172ZM194 242V241H192ZM213 242V241H212ZM217 242V241H216ZM230 242V241H229ZM236 242V241H235ZM243 242V243H242ZM178 243V241H177ZM197 243V242H196ZM202 243V242H201ZM214 243V242H213ZM238 243V241H237ZM235 243V244H237ZM259 243H258V249H260L259 247ZM262 243V244H261ZM171 244H173L174 246H172ZM188 244V243H186ZM207 244V243H206ZM217 244V243H216ZM184 245V244H183ZM201 245V244H200ZM199 245V246H200ZM205 245V244H204ZM215 245V244H214ZM229 245V244H228ZM234 245V244H232ZM248 246V243L245 244V246ZM193 246V245H192ZM203 246V245H201ZM208 246V245H207ZM210 246H212L210 244ZM248 246V248L250 247ZM195 247V246H194ZM219 247V246H218ZM244 247V248H243ZM256 247V246H255ZM255 247L252 249V251L245 255V257L247 256V259L245 260L243 258L241 254L240 256H238V258H240L242 256V259L244 261H240V263L236 262L235 263V260H234V257L236 258V256H232L231 259L232 260V264H264V250L263 248H261L262 250H259L256 248L255 250ZM264 247V246H262ZM193 248V247H191ZM196 248V247H195ZM194 248V249H195ZM204 248V247H203ZM208 249V247H205ZM216 248V246H215ZM233 248V247H232ZM246 249V250H249V249ZM200 249V248H199ZM251 249V247H250ZM210 250V249H209ZM216 250V249H215ZM219 250V249H218ZM237 249V251H239ZM194 252V254H192V252ZM199 251V250H198ZM202 251V250H201ZM207 251V250H206ZM214 251V250H213ZM228 251V250H227ZM235 254H236V249L234 250ZM190 252V253H189ZM205 252V250H204ZM239 253V252H237ZM242 253V252H241ZM194 255V258L191 256ZM199 254V253H198ZM205 254V253H203ZM209 254V253H208ZM234 254V255H235ZM210 255V254H209ZM217 255V254H216ZM215 255V256H216ZM233 255V253H232ZM200 256V255H199ZM227 256V255H226ZM180 257V260L178 259ZM212 257V256H211ZM214 258V257H213ZM212 259V258H211ZM216 259L218 260V257L216 256ZM237 260V258H236ZM240 260V259H238ZM206 261V260H205ZM210 261V260H209ZM215 260H213L214 262ZM247 261V263H246ZM211 262V261H210ZM212 262V263H213ZM254 262V263H253ZM209 263V262H208ZM216 263V262H215ZM231 263V262H230ZM174 264V263H173ZM197 264V263H195ZM205 264V262H204ZM211 264V263H210ZM214 264V263H213Z\"/></svg>",
    "mask_w": 264,
    "mask_h": 264
}]
</instances>
